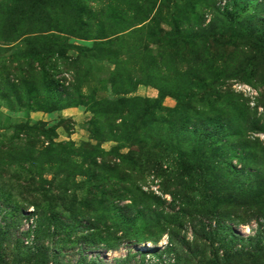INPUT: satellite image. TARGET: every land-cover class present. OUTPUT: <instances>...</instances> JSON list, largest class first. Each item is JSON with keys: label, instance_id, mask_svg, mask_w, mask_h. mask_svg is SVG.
<instances>
[{"label": "rangeland", "instance_id": "374dc122", "mask_svg": "<svg viewBox=\"0 0 264 264\" xmlns=\"http://www.w3.org/2000/svg\"><path fill=\"white\" fill-rule=\"evenodd\" d=\"M16 143L77 149L26 170L59 189L44 264H264V0H0V192L18 205ZM22 208L15 236L35 228ZM88 221L117 248L81 255Z\"/></svg>", "mask_w": 264, "mask_h": 264}, {"label": "trees", "instance_id": "16d2710c", "mask_svg": "<svg viewBox=\"0 0 264 264\" xmlns=\"http://www.w3.org/2000/svg\"><path fill=\"white\" fill-rule=\"evenodd\" d=\"M219 2L220 0H212L213 5L216 4V2ZM235 0H233L234 2ZM230 7V5H228ZM213 9V8H212ZM219 34V33H218ZM217 34V35H218ZM215 36V35H214ZM213 35L211 37H214ZM43 129V133H51V130H45ZM44 147H42L41 153L35 152V146L31 147L30 143H16L14 146L16 147L14 151H9L6 154L7 159L9 160V163L7 165V168L9 167H15V168H22L21 164H25L26 168H23L20 174V177L15 178L14 180L19 183V188L28 189L31 194L34 193L32 201H29L28 203H25L23 201V204L16 205V201H12L7 195V193L0 192V203L1 205H7L11 208V210H3L0 207V223L3 222V225H0V262L4 260V262H8L10 259H12V262L20 263L24 262V264H44L43 261L48 258L49 254V248L45 246H41L36 244L40 237H43V226H47V223H52L56 221V218L54 216V211L58 208L55 204L52 206L51 201H57L58 199L54 197V192L57 191V195L59 194L58 186H54V181H47L44 180L42 177H36L39 183L42 184L40 190L41 193L38 195V192H35L32 187L33 185H39L38 182L34 180L35 176L30 175V172L26 171L27 169L30 170L32 168L34 161L37 159L34 158V154L37 153L39 156L46 157L45 164L52 163L53 165H57L59 161V154H69L72 156H75V153L77 152V149L72 145V143H42ZM92 152L96 153L98 152L96 149L92 148ZM12 154V155H10ZM48 154V155H46ZM2 153L0 152V161H2ZM106 157L109 156L108 154L105 155ZM112 165H115L113 163ZM163 164H158L154 169L151 170V172H155L157 174H163ZM148 171V168L145 169ZM23 174L25 176H23ZM150 176V174H148ZM65 183H62L60 187H63ZM44 186H47V188H43ZM4 187V185H3ZM31 187V188H30ZM128 194L125 193H119L118 199L127 198ZM174 200H177L176 198ZM176 202V201H175ZM24 205V206H23ZM32 207L33 213L32 217L34 218V224L35 228L32 230V232H29L28 230L25 232H22L20 234H16L17 228L21 225L23 221V217L19 213L21 212V208L23 207ZM22 208V209H23ZM181 209H184L181 207ZM18 213V214H17ZM139 213H142V211H139ZM184 213V211H181V214ZM204 215H209L215 218V223L218 222L219 215L216 212V214L203 212ZM17 214V215H16ZM125 214H121V218H123V222L125 223L126 227H132L130 224L132 222V219L130 217L125 216ZM16 223H15V220ZM58 220V219H57ZM92 220V219H91ZM202 222L207 221L206 218H202ZM59 221V220H58ZM59 228L60 231L65 234L67 232H72L75 229L74 222L64 223L61 225V222L59 221ZM87 225L82 227V232H85V240L87 243H84V249L79 251V253L82 255L85 253L86 250L92 248L93 243L100 242V244H104V246L107 249H116L117 246L120 244L121 239H112L111 234H109V228H103L100 229L96 228V226L93 223H86ZM91 226V227H90ZM204 227H209L207 224H202ZM176 229L179 230L178 227L175 226ZM212 232H216L215 230ZM32 233V234H31ZM124 234L128 233L127 230L123 231ZM61 234V235H63ZM30 236L34 237V243H32L29 246L24 245L23 239H28ZM60 240V237H58ZM90 240V241H88ZM172 240V239H171ZM172 242V241H171ZM4 244L8 246V248L4 247ZM171 245L169 248H172ZM61 247H55L53 250V254H56L58 249ZM62 250V248H61ZM168 250V249H167ZM83 262H79V264H100L97 260L90 262L86 261L85 259H82ZM52 264H59L58 262L54 261Z\"/></svg>", "mask_w": 264, "mask_h": 264}]
</instances>
